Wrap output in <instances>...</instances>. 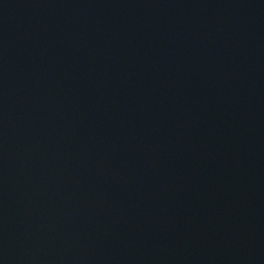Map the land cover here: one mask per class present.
<instances>
[{
	"label": "water",
	"instance_id": "obj_1",
	"mask_svg": "<svg viewBox=\"0 0 264 264\" xmlns=\"http://www.w3.org/2000/svg\"><path fill=\"white\" fill-rule=\"evenodd\" d=\"M264 80V0H0V264L123 159Z\"/></svg>",
	"mask_w": 264,
	"mask_h": 264
}]
</instances>
